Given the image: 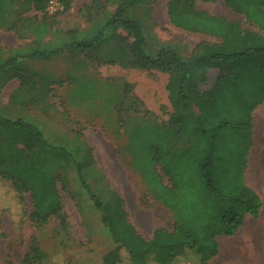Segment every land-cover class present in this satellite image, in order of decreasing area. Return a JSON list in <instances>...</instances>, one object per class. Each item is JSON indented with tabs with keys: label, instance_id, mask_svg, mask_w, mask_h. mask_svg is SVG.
I'll list each match as a JSON object with an SVG mask.
<instances>
[{
	"label": "trees",
	"instance_id": "trees-1",
	"mask_svg": "<svg viewBox=\"0 0 264 264\" xmlns=\"http://www.w3.org/2000/svg\"><path fill=\"white\" fill-rule=\"evenodd\" d=\"M49 1L0 0V23H6L10 14L31 10L44 15ZM148 1L153 0H107L113 10H103L84 31L73 30L54 42L37 40L9 52L0 47V79L17 78L22 85L26 81L18 68L22 60H48L69 49L89 52L111 41L130 40L133 69L168 76L165 89L171 113L165 129L151 125L129 136L133 168L140 170L153 199L175 222L171 231L156 229L145 240L129 222L117 195L100 201L91 194L102 230L113 244L102 264H208L217 254L216 238L234 236L246 217L258 218L262 206L245 184L244 170L252 144V113L264 102V0H223L258 32L245 31L237 23L195 8L196 1L217 0H169L167 15L173 26L218 39L201 43L198 54L186 60L172 49H160L153 58L145 53L142 27L124 14ZM101 5L97 0L91 2L92 9ZM211 70L217 76L203 93L200 85L207 83ZM16 104L23 106L24 102ZM37 126L27 119L0 114V180L9 184L19 205L28 195L32 207L28 219L35 229L55 218L65 232L68 224L56 173L72 156L47 143ZM175 140L182 146H170ZM245 144L247 152L242 154L240 148ZM81 170L78 165L79 179ZM81 185L89 192L83 182ZM43 259L44 253L32 237L22 264H39Z\"/></svg>",
	"mask_w": 264,
	"mask_h": 264
},
{
	"label": "rangeland",
	"instance_id": "rangeland-1",
	"mask_svg": "<svg viewBox=\"0 0 264 264\" xmlns=\"http://www.w3.org/2000/svg\"><path fill=\"white\" fill-rule=\"evenodd\" d=\"M92 1L50 0L44 15L32 10L10 14L6 23H0V47L9 52L27 48L37 40L54 42L73 30L84 31L103 10L114 8L107 0H97L104 6L92 9ZM168 2L148 1L124 14V18L142 27L144 50L149 57H155L160 49H172L186 60L198 54L201 43L218 42L216 38L173 26L167 15ZM195 8L237 23L245 31L258 32L243 16L226 7L223 0L196 1ZM119 33L124 37V33ZM129 43L130 40L111 41L89 52L69 49L48 60H22L18 68L25 76L24 84L20 85L17 78L0 79V114L7 117L11 112V119L29 118L34 123L44 117L45 126L38 128L47 143L68 150L72 156L56 173V188L68 224L65 232L55 218L35 229L28 219L32 212L28 195L19 205L9 184L0 180V264H22L32 237L44 253L39 264H102L113 244L102 230L91 194L100 201L117 195L141 237L156 229L172 230L175 217L153 199L140 170L133 168L129 136L151 125L165 129L171 113L165 89L168 76L133 69ZM216 76V71H209L207 83L200 85V91L207 92ZM22 101L23 106L16 104ZM251 140L244 180L264 205L262 111L254 115ZM182 144L179 140L170 142L172 147ZM247 147L241 146L242 154H246ZM78 165L82 167L81 179ZM156 172L161 176L160 168ZM263 223L264 208L259 221L253 224L260 232Z\"/></svg>",
	"mask_w": 264,
	"mask_h": 264
},
{
	"label": "crops",
	"instance_id": "crops-1",
	"mask_svg": "<svg viewBox=\"0 0 264 264\" xmlns=\"http://www.w3.org/2000/svg\"><path fill=\"white\" fill-rule=\"evenodd\" d=\"M258 111L264 112V102L259 106H257L256 109L253 111L252 113L253 120H254V115ZM10 113L11 112L8 113V116L10 115ZM8 116L7 118L11 119ZM27 120L31 121L29 118ZM44 121H45L44 117L42 118V120L38 119L37 127L45 126ZM260 160L262 167L264 168V147L261 152ZM246 168H247V163H246ZM246 168L244 170V176H245ZM253 192L259 197V195L255 191ZM261 205L262 206L258 218L254 220L252 218L246 217L243 222V225L234 236L231 237L219 236L216 238L217 254L208 261V264H264V223L261 226L260 232L258 231L259 229H256V226L253 224L259 221V217L264 208L262 202ZM251 222H252L251 224L252 226H250ZM247 224L248 226H246ZM153 232L147 237L142 236V238L145 240H150L152 238Z\"/></svg>",
	"mask_w": 264,
	"mask_h": 264
},
{
	"label": "bare ground",
	"instance_id": "bare-ground-1",
	"mask_svg": "<svg viewBox=\"0 0 264 264\" xmlns=\"http://www.w3.org/2000/svg\"><path fill=\"white\" fill-rule=\"evenodd\" d=\"M246 226H248V224L246 225ZM247 228V227H246ZM253 228V227H252ZM240 241V240H239ZM225 242V241H224ZM233 246V245H232ZM245 246V245H244ZM222 259H224V258H222ZM223 262V261H222Z\"/></svg>",
	"mask_w": 264,
	"mask_h": 264
}]
</instances>
